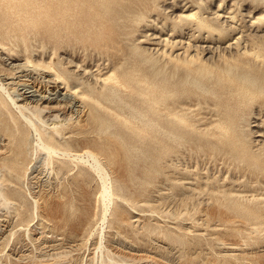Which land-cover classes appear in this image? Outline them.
<instances>
[{"label": "rangeland", "instance_id": "374dc122", "mask_svg": "<svg viewBox=\"0 0 264 264\" xmlns=\"http://www.w3.org/2000/svg\"><path fill=\"white\" fill-rule=\"evenodd\" d=\"M256 43L264 46V0H0L2 83L18 100L34 101L39 95L65 100L67 108L57 120H78L80 127L65 129V145L55 146L91 149L116 192L98 251V231L90 235L100 223L97 177L83 174L71 184L79 170L70 165L72 171L60 175L68 192L52 199L60 202L53 211L64 210L67 219L47 220L43 204L54 171L43 164L44 153L35 151L26 127L18 122L19 136L16 127H9L12 136L0 142L5 148L0 158L13 156L16 172L8 173L2 160L0 169L12 181L3 184L14 190L23 208L9 227V211L0 209V264H264V195L259 182H248L250 171L255 174L263 164L264 105L256 96L264 99V75L256 62L240 56V50ZM186 53L195 61L177 64ZM109 59L117 61L114 72L124 82L139 73L151 83H168L164 89L173 94L187 124L159 126L166 117L159 118L144 102L158 86L132 83L123 89L98 80ZM63 70L75 74L80 87L103 85L107 96L100 100L113 111L80 103L53 83L58 73L64 78ZM229 77L242 78L243 87L228 85ZM250 86L253 100L241 94ZM89 96L101 98L99 93ZM184 101L192 105L183 106ZM87 105L96 112L91 124L85 122ZM6 108L14 114L7 103L0 107V118L9 119ZM217 111L233 118L228 126L237 137L235 147L202 134L206 123L212 127L221 118ZM223 145L231 149L230 166L206 156L205 149L214 155ZM248 162L250 169L241 170ZM66 200L73 202L71 217Z\"/></svg>", "mask_w": 264, "mask_h": 264}, {"label": "bare ground", "instance_id": "6f19581e", "mask_svg": "<svg viewBox=\"0 0 264 264\" xmlns=\"http://www.w3.org/2000/svg\"><path fill=\"white\" fill-rule=\"evenodd\" d=\"M60 1H62V0H60ZM6 7L8 8L7 5H6ZM67 7H68V5H67ZM11 11H12V9H11ZM24 14H26V13H24ZM13 41H14V44H18V46H20L19 39L15 38ZM260 45H262V44L256 43V46H255V44H252L249 49L246 47L243 48L242 51L240 50V56L246 57V58L249 57L250 60L256 62L257 66L261 67L262 74L264 75V46H260ZM15 53H19V52L16 51ZM22 55H24V54H22ZM25 57H24V59H25ZM183 59L184 60L176 59L175 62L177 64L184 63L187 65L190 61H195L194 56H191L188 53L184 54ZM116 64H117V61L115 59H109V63L105 67V69H106L105 74L97 75L96 78L98 80H101V81L106 82V83L111 82V83H113V85H118L123 89H129L131 87L130 84H132V83L133 84L135 83L138 85H141L143 83L148 84L149 86L147 88H149V89H153L155 86L156 87L158 86L156 88V91L152 92L151 97L147 98L144 102L146 103V105L149 108L154 109V113L159 118L166 117L165 118L166 122L160 121L159 126L161 127L162 125H165L167 123H170V125L171 124L173 125L174 124L173 122H176L177 124H182V125L187 124L188 119L186 117L180 116V114L177 112L178 107L176 106L173 94L170 91H166L164 89L166 87V85H168V83H166L164 81H158V82L152 81V83H151L150 79L148 78V76L146 74L142 75L139 73L131 74L130 75L131 80L124 82V81H122L123 79L121 80V78L118 77L117 74L114 72V67L116 66ZM17 65H18V63H17ZM21 66H22V64H21ZM21 66H19V68H21ZM0 67H2V66H0ZM7 70H9V69H7ZM49 71L50 70H47V72H49ZM132 72H136V71H132ZM63 73L65 74L64 78H63V76L58 75L59 73L56 74V76L54 75L57 80L53 79V83H54V81H56L57 83L62 84L63 87L68 92H71L74 95L73 97L77 98V100L80 103L86 102L87 104H91V106H94V107L100 109L101 111H105L106 113L107 112L111 113L113 111L107 105L103 104L100 100L102 98L105 99V97L107 96V93L103 90L105 88L103 85H102V88L101 87L95 88V87H92L90 85L80 87L81 82L78 78H76L75 74H72L70 72L68 73L67 70H63ZM6 75H8V74H6ZM49 78H50V76H49ZM49 78H47V79H49ZM46 81H48V80H46ZM46 81H44V82H46ZM50 81H52V80H50ZM226 81H227L228 85H231L234 83L238 84L241 87H243V85H244V80L240 77L236 78V82H235V79L232 77H229ZM133 84H132V86H133ZM136 90L138 92H140L142 90V88L139 87V88H136ZM13 92H14V90H13ZM258 92H261V91H258ZM90 93H94V94L99 93L101 98L100 97L99 98L91 97V96H89ZM241 94L243 96L247 97L248 100H253L251 97L255 94V91L253 92V88L251 86L250 87H244L243 91H241ZM260 95H262V94L260 93L259 95L256 96V98L257 99L259 98V102L261 101V104L264 105V99H260V97H261ZM44 96L39 95L40 98L37 100H34V101L30 100L29 97L28 98H26V97L20 98L18 100V98H16L17 95L15 96L14 94L10 93L9 90L5 87V85L2 83V81L0 79V107L3 110L8 103L12 106L13 110L15 111L14 114H12L11 110L9 111L8 108H6L8 110L7 118H9V119L0 118V142H3V143H4V141L9 142V140H7V139H9L10 136H12L9 133V127H11V126L16 127V134H18V136H19V132H20L21 128H19L18 122H20V125L26 127V129L28 130L27 138L34 144L35 151H41L44 153V161H43L44 163L43 164L47 167V169L54 171V179L53 180L55 181L53 183V185L50 184L51 189H50V192L47 193V196H48L47 202L44 200L46 203L43 204V205H45L44 209L48 210L46 212L47 213L46 216H47V220H49V221L55 222V220L57 219V221L64 222L67 219L66 216L64 215V210H57L56 209L55 211H53L54 205L58 206L60 204V202H57V201L54 202V201H52V199H54V197H58L59 199H61V198L63 199L64 198L63 194H65V192H68V190H69L68 187H62V185H61V179H60L61 173L64 174V173H68V172L72 171L70 169V165H73V167H75L79 170L78 174L75 175V173H73L74 177H72V183L71 184L76 183L75 178L78 179V177H84V176H82L83 174H86L87 176L90 174H94L97 177V179L100 183V197H99L100 198L99 200L101 201L100 202L101 203V205H100L101 211H100V218H99L100 223L93 227V229L90 231V235L92 236V234L94 235L96 233V231H98L99 236H98V240L96 239L97 242H95L96 247L95 246L94 247H95V250H98V251L102 250L103 245H104V243L102 245V240L104 239L103 230L105 229V228H103V226H104V224H106L107 214L110 211L112 205L114 204V200H115L114 194L116 193V192L114 193V190L112 187L114 185L111 186V179L112 178L110 179L109 173H107V171H106L107 169L99 161V159L92 153L93 151L92 152L90 151L91 149L90 150H84L82 152H78L77 150H75V148H70L72 146H69L68 144H66V146L64 148H60V147L55 146L56 145L55 143H58L61 145V147H63V145H65V143H66V140L64 138V133H63L64 130L67 128H70V127L74 128L75 126L80 127V121L77 120V121L72 122L71 120H68V119L57 120V118H58L57 113L59 111L63 110L64 106L65 107L67 106L66 105L67 102L65 103L64 102L65 100L61 101L58 98H49V97H46V95H44ZM182 103H183L182 104L183 106L192 105V102L189 103L187 101H184ZM87 106H90V105H87ZM91 106L87 109L86 114H85V122L88 124L94 123L96 121V116H95L96 112L92 110ZM221 115H222L221 112H219V111L216 112V116L220 117ZM66 116H65V118H66ZM232 120H233V118H229V117L222 118V116H221V118H219L217 121H215L213 123L212 127H209L211 125V122L206 123L205 124L207 127V128L205 127V129H206L205 133L206 134H204V132H202V134L214 137L218 141V143H220V144H223L221 141L223 139H226L227 141H229V144L232 147H235L236 145H238L237 144V137L234 135H231V130L228 126V124L230 122H232ZM57 123H59V124H57ZM7 127H8V129L5 130ZM207 129H208V131H207ZM158 135H160V134H158ZM233 137L235 138V141L232 140ZM3 143H2V145H3V147H5ZM239 143H242V142L240 141ZM223 146H224V150L220 151L218 153H215L214 155L208 149H205L206 156L212 162H221L222 164H224L226 166H230L233 164V159L231 157H229L231 149L227 145H223ZM0 149L2 150L5 148L0 147ZM242 154H243L242 156L244 157L247 154V151L244 150ZM105 158H104V160H105ZM0 160H2L3 163H6V165L8 167L7 168L8 173L16 172V170H15L16 160L14 159L13 156H10V157L4 156V157H1ZM107 160H109V162H110V159H107ZM261 160H263V164L257 165L258 167L255 169V171H257V172H255V174H254L253 173L254 170L250 171V176H248V182H249V184L251 182H253V180H255L256 182H259V184L262 185V187H260L259 189L263 190V195H264V179L260 178V174H264V157ZM260 162H262V161H260ZM111 165H113V161H112ZM243 165H244V167H242L241 170L246 171V168L250 169L249 168L250 162H248L247 164H243ZM53 166H54V168H53ZM4 181H8L9 183H12V181L9 179V176L5 177V175L2 174L1 169H0V209L4 208L5 210L9 211V213L5 217L6 218L5 224H7V226L9 227L11 222H13V220L15 218H18L21 215L20 211L23 208V201L22 200L19 201L18 198H16L15 194H12V192H14V190L10 189L8 185H4L3 184ZM66 183H68V182H66ZM72 188L73 187H71L70 189H72ZM80 189H81V187H80ZM74 190H76V188H74ZM78 193H80V192H78ZM33 198H34V196H33ZM58 198L56 200H58ZM80 199H82V198H80ZM44 201L42 203H44ZM81 201H83V199ZM64 202L65 203L68 202L70 204L69 200H66ZM76 202H78V201H76ZM35 204H36V202L34 201V205ZM72 204H73V202H72ZM72 204H70V208L68 209L69 210L68 211L69 212L68 217L72 216V212H71L72 211ZM87 206H90V205L88 204ZM87 208H89V207H87ZM5 213H7V212H5ZM42 213L44 215V212H42ZM84 213H86V210ZM66 222H68V221H66ZM63 224L65 225V223H63ZM66 226L69 229L73 228L72 225H66ZM3 234H2V236H3ZM57 235H59V234H57ZM50 240H52V239H50ZM50 242L51 241H47V242H45V244L47 243V245H49L48 243H50ZM51 244L52 243H50V245ZM111 246H112V244H111ZM104 248H105V246H104ZM50 249H51V251L53 250L52 248H50ZM54 254H50L51 257H54V256H52ZM57 254H59V253H57ZM105 256H103V257H105ZM106 257H108V256H106ZM59 258L60 257H58L57 259H59ZM103 259H106V258H103ZM62 260H63V257H62ZM67 260L68 259H66V261ZM107 262H109V261L107 260ZM43 263L47 264L46 262H43ZM51 263L62 264V263H65V260L62 263L60 260H56L55 262L52 261V262H50V264ZM66 263L69 264V262H66ZM113 263H114V260H113ZM125 263H126V261H125ZM109 264H111V263H109Z\"/></svg>", "mask_w": 264, "mask_h": 264}]
</instances>
